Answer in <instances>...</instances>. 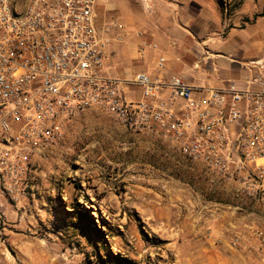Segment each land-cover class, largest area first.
<instances>
[{"label": "built area", "instance_id": "obj_1", "mask_svg": "<svg viewBox=\"0 0 264 264\" xmlns=\"http://www.w3.org/2000/svg\"><path fill=\"white\" fill-rule=\"evenodd\" d=\"M96 0H0V264H10L7 213L34 199L36 161L91 109L122 127L165 140L221 184L264 204V58L245 90L199 97L178 78L134 76L144 98L129 101L105 77L115 25L97 26ZM158 68L163 67L159 59Z\"/></svg>", "mask_w": 264, "mask_h": 264}, {"label": "rangeland", "instance_id": "obj_2", "mask_svg": "<svg viewBox=\"0 0 264 264\" xmlns=\"http://www.w3.org/2000/svg\"><path fill=\"white\" fill-rule=\"evenodd\" d=\"M151 138L97 109L70 123L35 163L34 205L29 201L17 217L6 214L10 264H209L216 258L208 241L217 224L231 228L234 206H241L235 190ZM74 207L92 217L104 240L74 227Z\"/></svg>", "mask_w": 264, "mask_h": 264}, {"label": "crops", "instance_id": "obj_3", "mask_svg": "<svg viewBox=\"0 0 264 264\" xmlns=\"http://www.w3.org/2000/svg\"><path fill=\"white\" fill-rule=\"evenodd\" d=\"M95 14L97 26L113 24L121 37L108 46L104 75L129 101L155 102L134 82L138 73L162 83L164 99L172 77L194 97L245 90L255 73L251 62L264 58V0H96ZM224 186L241 206H234L231 228L217 224L212 231L216 258L209 264H264V204Z\"/></svg>", "mask_w": 264, "mask_h": 264}, {"label": "trees", "instance_id": "obj_4", "mask_svg": "<svg viewBox=\"0 0 264 264\" xmlns=\"http://www.w3.org/2000/svg\"><path fill=\"white\" fill-rule=\"evenodd\" d=\"M74 210L75 213L73 215L77 218V221L74 223V227L86 234L88 238L92 236V233H94L99 239L104 240L102 231L95 228L94 222L91 220L92 217H90L89 214H84L75 207Z\"/></svg>", "mask_w": 264, "mask_h": 264}]
</instances>
